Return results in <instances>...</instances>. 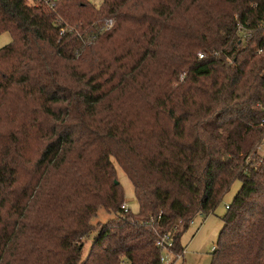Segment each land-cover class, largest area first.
I'll return each instance as SVG.
<instances>
[{
  "label": "trees",
  "instance_id": "obj_1",
  "mask_svg": "<svg viewBox=\"0 0 264 264\" xmlns=\"http://www.w3.org/2000/svg\"><path fill=\"white\" fill-rule=\"evenodd\" d=\"M4 32L0 264H162L158 235L182 252L236 179L210 264H264V163L245 162L264 136V0H0Z\"/></svg>",
  "mask_w": 264,
  "mask_h": 264
},
{
  "label": "rangeland",
  "instance_id": "obj_2",
  "mask_svg": "<svg viewBox=\"0 0 264 264\" xmlns=\"http://www.w3.org/2000/svg\"><path fill=\"white\" fill-rule=\"evenodd\" d=\"M11 41V36L8 32L0 34V48ZM116 169V177L121 184L124 192V201L127 207L134 214L138 211V203L134 196L133 186L123 172L121 167L114 163ZM240 181L234 180L229 189L223 195L222 200L216 205L213 212L207 215L198 214L190 223L188 229L181 237V245L183 246V255L171 264H210L212 259V247L217 244L218 234L222 228V217L226 213V206L232 201L234 195L240 187ZM113 213H105L103 210L98 211L97 217L93 223L105 222L108 219H116ZM95 232H91L87 238L84 239L83 257L92 242ZM122 262L120 264H125Z\"/></svg>",
  "mask_w": 264,
  "mask_h": 264
},
{
  "label": "built area",
  "instance_id": "obj_3",
  "mask_svg": "<svg viewBox=\"0 0 264 264\" xmlns=\"http://www.w3.org/2000/svg\"><path fill=\"white\" fill-rule=\"evenodd\" d=\"M54 2L55 0H26V4L30 6H37V7L39 6L40 7L41 6L52 7ZM112 25H113V20L109 19L105 21L104 29H109ZM64 31H65V26L60 27L59 32L64 33ZM252 32L253 30L251 27L248 26V24L246 26L239 24L236 30V36L240 38L241 40H243L251 36ZM258 52H260V50H258ZM198 57L202 58L203 53L201 52L198 53ZM259 126L263 129V133H264V112L259 122ZM245 162L248 164L250 163L254 168L256 165H259L260 163H264V136H263L262 141L257 145L255 151L249 153L246 156ZM120 208L123 210V212H127L129 210L125 202L121 204ZM155 244L159 250V253H160L159 260L162 264L174 263L175 260H177L178 258H181L183 255V251L178 252V253H175L173 251V248H172L173 238L170 233H162L158 235V238L156 239ZM212 250H214L213 247H212Z\"/></svg>",
  "mask_w": 264,
  "mask_h": 264
},
{
  "label": "water",
  "instance_id": "obj_4",
  "mask_svg": "<svg viewBox=\"0 0 264 264\" xmlns=\"http://www.w3.org/2000/svg\"><path fill=\"white\" fill-rule=\"evenodd\" d=\"M115 183H118V181H115Z\"/></svg>",
  "mask_w": 264,
  "mask_h": 264
}]
</instances>
